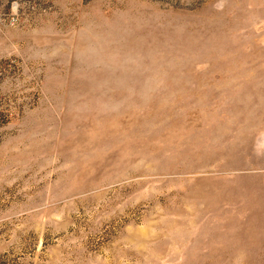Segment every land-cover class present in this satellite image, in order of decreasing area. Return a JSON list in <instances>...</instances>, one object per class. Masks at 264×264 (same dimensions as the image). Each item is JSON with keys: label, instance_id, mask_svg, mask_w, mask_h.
I'll list each match as a JSON object with an SVG mask.
<instances>
[{"label": "rangeland", "instance_id": "374dc122", "mask_svg": "<svg viewBox=\"0 0 264 264\" xmlns=\"http://www.w3.org/2000/svg\"><path fill=\"white\" fill-rule=\"evenodd\" d=\"M0 264H264V0H0Z\"/></svg>", "mask_w": 264, "mask_h": 264}]
</instances>
